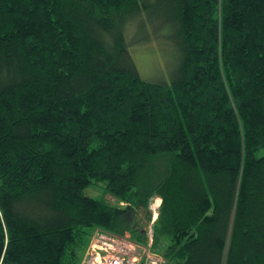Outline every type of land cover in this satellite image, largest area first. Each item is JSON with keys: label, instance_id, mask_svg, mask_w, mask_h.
Returning a JSON list of instances; mask_svg holds the SVG:
<instances>
[{"label": "trees", "instance_id": "1", "mask_svg": "<svg viewBox=\"0 0 264 264\" xmlns=\"http://www.w3.org/2000/svg\"><path fill=\"white\" fill-rule=\"evenodd\" d=\"M261 148L264 0H0V264H81L95 230L264 264Z\"/></svg>", "mask_w": 264, "mask_h": 264}, {"label": "built area", "instance_id": "2", "mask_svg": "<svg viewBox=\"0 0 264 264\" xmlns=\"http://www.w3.org/2000/svg\"><path fill=\"white\" fill-rule=\"evenodd\" d=\"M149 250L148 246L137 245L128 235L95 230L81 264H164L159 254Z\"/></svg>", "mask_w": 264, "mask_h": 264}, {"label": "rangeland", "instance_id": "3", "mask_svg": "<svg viewBox=\"0 0 264 264\" xmlns=\"http://www.w3.org/2000/svg\"><path fill=\"white\" fill-rule=\"evenodd\" d=\"M139 36H143V32H139ZM156 38V37H155ZM153 36L150 37V39H145L142 41H138V43H132L131 47V53L136 61V64L138 66V69L140 73L149 78V79H155V78H165L168 79V66L163 59V56L166 53V51H163L164 49H168V47H165L162 45V43L155 39ZM158 38V37H157ZM163 49V53L160 52V49ZM257 154H264V148H261ZM87 194H89L92 197L98 198V199H103V198H108L111 200V203H118L117 200H114L113 197L110 195H104L103 189L100 185H91L88 186L87 189L85 190ZM157 199L155 202L151 205L152 209L158 204ZM143 218L142 225H146V218ZM147 229L149 230V235L152 231H150V226H147ZM125 235H128L130 238L129 234L125 233ZM131 239V238H130ZM133 240V239H131ZM135 240V239H134ZM133 240V241H134ZM136 244L140 245L141 247H145L144 243L140 244L139 241ZM145 249V248H144ZM150 249V248H149ZM149 251H152L154 253H157V251L150 249ZM159 254V253H157ZM161 256V255H160ZM162 257V256H161ZM163 258V257H162ZM164 260V259H163Z\"/></svg>", "mask_w": 264, "mask_h": 264}]
</instances>
